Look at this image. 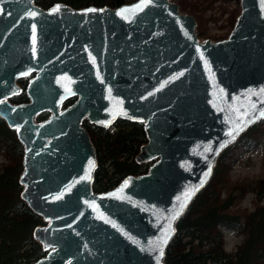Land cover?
<instances>
[{
    "label": "water",
    "instance_id": "water-1",
    "mask_svg": "<svg viewBox=\"0 0 264 264\" xmlns=\"http://www.w3.org/2000/svg\"><path fill=\"white\" fill-rule=\"evenodd\" d=\"M196 24L175 0H0V116L23 145L20 197L47 219L32 229L45 254L29 264H164L220 152L264 118V0H240L223 38L199 39ZM33 66L30 100L6 99ZM83 117L142 122L134 159L152 160L147 170L94 191Z\"/></svg>",
    "mask_w": 264,
    "mask_h": 264
},
{
    "label": "trees",
    "instance_id": "trees-1",
    "mask_svg": "<svg viewBox=\"0 0 264 264\" xmlns=\"http://www.w3.org/2000/svg\"><path fill=\"white\" fill-rule=\"evenodd\" d=\"M53 1L35 0L43 6ZM64 1L73 6L89 3L115 6L131 0ZM178 1L182 7L195 11L194 4ZM193 14L197 18L196 33L201 36L204 33L202 15ZM142 124L118 118L112 133L101 129L91 132L98 156L92 182L94 191L110 188L128 173L147 170L149 161L134 159L139 145L145 141ZM263 134L264 119H261L220 152L209 180L179 217L176 232L165 251L164 264H256L264 261V178L232 180L229 176L233 150L239 145L253 143ZM0 149L6 158L0 163V264H29L45 254L46 250L32 237L33 227L44 220L20 197L22 186L18 177L23 168V145L15 129L8 127L2 118ZM249 191L254 192L252 209L238 204ZM222 227L242 234L235 250L224 248Z\"/></svg>",
    "mask_w": 264,
    "mask_h": 264
},
{
    "label": "rangeland",
    "instance_id": "rangeland-1",
    "mask_svg": "<svg viewBox=\"0 0 264 264\" xmlns=\"http://www.w3.org/2000/svg\"><path fill=\"white\" fill-rule=\"evenodd\" d=\"M179 2L178 0H175ZM186 3L195 5L197 14L202 15L203 35L199 39L211 38L213 40L227 36L232 28L236 16L240 11V0H184ZM179 9L182 12L192 13L189 8H184L179 3ZM197 20V18H196ZM197 28V24H196ZM217 32L219 34H217ZM222 32V33H221ZM264 119V118H262ZM261 120V119H260ZM2 126V125H1ZM115 126L111 125L110 129ZM4 128V126H3ZM6 158L0 149V163ZM150 160L149 162H151ZM229 176L232 180H255L264 178V134L257 140L248 145L237 146L232 153V159L229 166ZM254 192H247L239 201V205L246 206L249 209L254 207ZM47 222V219H43ZM42 224V223H41ZM224 233V248L228 251L235 250L238 243L242 240V234L232 229L222 227ZM264 263V261H262Z\"/></svg>",
    "mask_w": 264,
    "mask_h": 264
},
{
    "label": "flooded vegetation",
    "instance_id": "flooded-vegetation-1",
    "mask_svg": "<svg viewBox=\"0 0 264 264\" xmlns=\"http://www.w3.org/2000/svg\"><path fill=\"white\" fill-rule=\"evenodd\" d=\"M35 4H38L37 2H35V0H33ZM55 1H63L65 3H68L64 0H55ZM53 1V2H55ZM132 1V0H131ZM52 2V3H53ZM51 3V4H52ZM51 4L47 5V6H43V5H40L44 8H47L48 6H50ZM70 4V3H68ZM89 4H94V3H89ZM72 5V4H70ZM88 5V4H86ZM96 5H99V4H96ZM103 5V4H101ZM73 6V5H72ZM85 6V5H83ZM74 7H81V6H74ZM39 71V67H36V66H33V68L31 70H29L28 72L26 73H23V74H19V75H16L14 80L16 82V84L19 86V91L17 92H14L10 95H7L5 98L8 99L9 101L13 102V103H19V102H27L30 100L29 98V95L27 93V86L28 84L30 83L31 79L34 78L37 73ZM79 96L78 93H72L70 94L61 104V108L62 107H65L67 105H69L70 103H72L77 97ZM49 111L48 110H44V111H41L39 114L36 115V118L37 120H41L43 118H45L47 115H48ZM40 115V116H39ZM0 118H2L0 116ZM3 119V118H2ZM118 119V118H117ZM116 119V120H117ZM4 120V119H3ZM6 123V122H5ZM82 124L84 125V127L87 129L89 135H90V138L93 142V139H92V136H91V132H93V130H96V129H101L102 131H106V133H112L115 129H116V125H115V120L112 121V123L109 125V126H103V125H100V124H97L93 121H89L86 117H83L82 118ZM7 125V124H6ZM111 125H114L115 127L113 129H110V126ZM8 126V125H7ZM9 127V126H8ZM12 128V127H10ZM15 129V128H14ZM94 146H95V143L93 142ZM95 150H96V147H95ZM96 157H97V164H98V156H97V150H96ZM97 167V166H96ZM110 169L112 170V167H110ZM95 172V171H94ZM125 176V175H124ZM94 177V175H93ZM121 179V178H120ZM92 182H93V179H92ZM92 182H91V187H92ZM119 182V181H118ZM115 185V184H114ZM113 185V186H114ZM112 187V186H111ZM103 191V190H102ZM45 223V222H44Z\"/></svg>",
    "mask_w": 264,
    "mask_h": 264
},
{
    "label": "snow or ice",
    "instance_id": "snow-or-ice-1",
    "mask_svg": "<svg viewBox=\"0 0 264 264\" xmlns=\"http://www.w3.org/2000/svg\"><path fill=\"white\" fill-rule=\"evenodd\" d=\"M240 130H242V127L238 128L236 131L238 132V131H240ZM228 135H229L230 137H233V138H234V136H233V132H229ZM192 194H194V192H193V193H188V194H187V197L190 199ZM177 215H179V213H178Z\"/></svg>",
    "mask_w": 264,
    "mask_h": 264
},
{
    "label": "built area",
    "instance_id": "built-area-1",
    "mask_svg": "<svg viewBox=\"0 0 264 264\" xmlns=\"http://www.w3.org/2000/svg\"><path fill=\"white\" fill-rule=\"evenodd\" d=\"M222 33V32H221ZM217 34H219L218 32H217Z\"/></svg>",
    "mask_w": 264,
    "mask_h": 264
}]
</instances>
